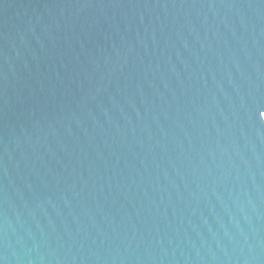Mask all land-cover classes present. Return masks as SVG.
Listing matches in <instances>:
<instances>
[{"label": "water", "instance_id": "1", "mask_svg": "<svg viewBox=\"0 0 264 264\" xmlns=\"http://www.w3.org/2000/svg\"><path fill=\"white\" fill-rule=\"evenodd\" d=\"M264 0H0V264H264Z\"/></svg>", "mask_w": 264, "mask_h": 264}, {"label": "snow or ice", "instance_id": "2", "mask_svg": "<svg viewBox=\"0 0 264 264\" xmlns=\"http://www.w3.org/2000/svg\"><path fill=\"white\" fill-rule=\"evenodd\" d=\"M261 115H264V113H260Z\"/></svg>", "mask_w": 264, "mask_h": 264}]
</instances>
